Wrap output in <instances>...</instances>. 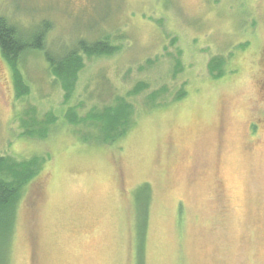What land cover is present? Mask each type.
Returning <instances> with one entry per match:
<instances>
[{"label": "rangeland", "instance_id": "obj_1", "mask_svg": "<svg viewBox=\"0 0 264 264\" xmlns=\"http://www.w3.org/2000/svg\"><path fill=\"white\" fill-rule=\"evenodd\" d=\"M0 15L47 21L56 57L80 38L117 48L80 54L67 102L42 51L18 94L0 48V157L38 159L3 264H264V0H0ZM121 98L127 132L105 142L90 115Z\"/></svg>", "mask_w": 264, "mask_h": 264}, {"label": "trees", "instance_id": "obj_2", "mask_svg": "<svg viewBox=\"0 0 264 264\" xmlns=\"http://www.w3.org/2000/svg\"><path fill=\"white\" fill-rule=\"evenodd\" d=\"M44 21L37 30L32 33H24L17 24L11 22L7 17L0 15V48L3 56L7 59L13 72L15 88L18 94L23 95L28 91L24 84L23 77L19 72L20 63L23 58L34 52L42 51L45 59L50 66V70L54 72L56 77L60 79L64 93V101L70 99L73 81L82 67L83 59L80 54L87 55H103L109 54L116 50V47L110 46L104 40L89 42L84 38L76 41L72 49L66 50L58 57L54 56L52 51L46 48V36L51 29V25ZM217 65V64H216ZM216 65L211 64V71ZM138 88H136V91ZM131 107L124 99H120L115 107H108L101 113L90 115L91 119H95L102 123L101 129L103 132V140L114 141L125 135L130 121ZM71 115V113H70ZM73 118H77L72 113ZM70 117V120L76 121ZM83 120V119H81ZM38 159L34 158L25 163L18 165H8L6 159L0 157V174L7 169L13 175L14 180L8 181L0 176V250L4 247L5 252H0V263L3 264L8 255L7 245L12 240L17 219L15 213L19 208V199L23 190L34 177L31 167L37 163ZM135 196L137 203L147 202L150 197V187L145 184L136 190ZM143 200V201H142ZM144 213V212H143ZM143 246V244H141ZM2 247V248H1Z\"/></svg>", "mask_w": 264, "mask_h": 264}]
</instances>
